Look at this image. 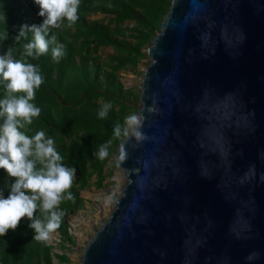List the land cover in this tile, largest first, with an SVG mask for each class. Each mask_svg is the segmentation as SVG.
I'll use <instances>...</instances> for the list:
<instances>
[{"label": "water", "instance_id": "obj_1", "mask_svg": "<svg viewBox=\"0 0 264 264\" xmlns=\"http://www.w3.org/2000/svg\"><path fill=\"white\" fill-rule=\"evenodd\" d=\"M146 56L79 264H264V0H172Z\"/></svg>", "mask_w": 264, "mask_h": 264}, {"label": "trees", "instance_id": "obj_2", "mask_svg": "<svg viewBox=\"0 0 264 264\" xmlns=\"http://www.w3.org/2000/svg\"><path fill=\"white\" fill-rule=\"evenodd\" d=\"M171 1L81 0L79 18L72 27L67 26L65 19L61 27L49 34V38L55 35L57 43L64 45L65 55L57 63L52 60L50 50L36 59L22 57L23 46L32 39V34L17 39L21 26L42 24L33 0H0V55L11 47L14 58L38 65L44 78L30 101L41 109L40 115L22 131L29 136L45 131L54 139L64 165L76 169L73 185L68 190L74 201L62 199L58 206L64 216L55 232L63 249L65 244H74L69 235L68 218L83 207L80 193L91 188L93 178L94 186L101 188L112 176L106 169L128 135L127 117L138 112L129 105L132 96L121 83L120 73L128 68L137 69L147 59L144 50L160 30ZM97 15L102 18L92 19ZM54 46L50 45V49ZM106 49L112 53L104 56L101 50ZM4 83L0 80V99L4 97ZM105 103H110L111 108L101 119L98 113ZM116 126L120 128L119 136L115 135ZM109 141L105 158L94 155ZM13 182L0 170V193L5 198ZM34 215H40L39 207ZM29 223L25 217L15 231L0 237V264H54L55 258L60 263H68L66 254H53L48 240L33 239L35 232Z\"/></svg>", "mask_w": 264, "mask_h": 264}, {"label": "clouds", "instance_id": "obj_3", "mask_svg": "<svg viewBox=\"0 0 264 264\" xmlns=\"http://www.w3.org/2000/svg\"><path fill=\"white\" fill-rule=\"evenodd\" d=\"M80 2L33 0L39 8L38 16L42 18V24L21 26L17 39L26 37L27 33L32 34V39L23 46L22 57L36 59L50 50L52 60L58 63L65 55L64 45L57 43L55 35L49 38V34L52 29L61 27L65 19L67 26L72 27L79 18ZM50 45L55 46L50 49ZM0 80L5 82L4 97L0 99V170L14 180L6 198L0 193V237L6 236L10 230L15 231L26 217L35 232L33 239L47 241L50 234L61 226L64 212L58 206L62 199L74 201L68 190L73 185L76 169L64 165L54 139L48 137L45 131H37L33 136L22 131L41 112L30 102L35 97V89L44 82L39 66L25 62L23 58H14L9 47L6 53L0 55ZM19 93L24 95H17ZM110 108V103L103 104L99 118H105ZM127 122L132 125L138 124L139 120L136 115H131L127 117ZM114 131L116 136L120 135L119 126ZM136 135L139 136V133ZM110 144L111 141L100 146L94 155L105 158ZM38 207L39 216L34 215ZM257 255L250 253L246 259L251 261Z\"/></svg>", "mask_w": 264, "mask_h": 264}, {"label": "rangeland", "instance_id": "obj_4", "mask_svg": "<svg viewBox=\"0 0 264 264\" xmlns=\"http://www.w3.org/2000/svg\"><path fill=\"white\" fill-rule=\"evenodd\" d=\"M98 18H102V16L97 15L92 17V19ZM147 48H145V52ZM111 53V49L101 50V54L104 56ZM148 63L149 60L147 58L138 64L137 69L131 70L128 68L120 73L121 83L128 91V95L132 96L129 105L131 107L134 106L137 111L140 108L141 78ZM136 116L140 120L138 112ZM135 125L128 123V134ZM108 167L106 171L107 173L108 171L111 172L112 176L104 181L101 188L94 186L96 180L93 178L91 188L83 190L80 193V197L83 200L82 209L74 212L68 218L69 235L72 237L74 244H65L63 249L59 234L57 232L50 234L48 242L53 247V254L57 256L66 254L69 259V262L66 264L80 263L83 249L93 233L99 228L100 224L108 218L112 210L113 201L119 197L120 191L125 185L123 172L115 166L113 156ZM53 263L63 264L59 262L58 258H55Z\"/></svg>", "mask_w": 264, "mask_h": 264}]
</instances>
